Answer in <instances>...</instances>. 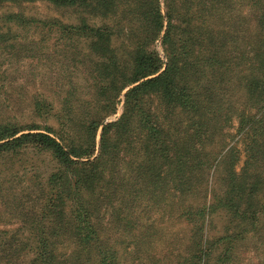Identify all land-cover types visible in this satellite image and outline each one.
<instances>
[{"label": "trees", "instance_id": "trees-1", "mask_svg": "<svg viewBox=\"0 0 264 264\" xmlns=\"http://www.w3.org/2000/svg\"><path fill=\"white\" fill-rule=\"evenodd\" d=\"M34 3L76 21L20 9ZM0 9V56L37 61L50 33L61 82L28 123L0 117V162L43 163L20 238L0 230L3 264H235L253 237L264 264V0ZM5 87L6 103L24 98Z\"/></svg>", "mask_w": 264, "mask_h": 264}, {"label": "rangeland", "instance_id": "rangeland-1", "mask_svg": "<svg viewBox=\"0 0 264 264\" xmlns=\"http://www.w3.org/2000/svg\"><path fill=\"white\" fill-rule=\"evenodd\" d=\"M20 9L25 15L35 19L48 20L57 18L63 22L70 23L75 22L77 17L72 10L58 11L43 3L24 4ZM0 11L4 10L0 9ZM46 29L47 27L42 30L45 32L44 35H47ZM38 35V30L29 32L18 31L17 37L27 38L29 36L39 40L40 35L39 37ZM53 36L48 33L43 39L41 38L42 41L35 48L37 51L34 50V55L40 57L37 61L30 62L29 59H21L9 55L6 57L0 56V92L4 86H7L5 87L6 91H15V93H19L24 97L19 98V101L10 105L5 102L4 95L0 94V117L2 119L13 117L9 121L16 119L20 123H28L31 120L29 107L34 95L43 91L53 96L59 91L61 82L58 76L59 73L56 71L57 66H54L57 61L54 60L57 57L54 49L57 47L52 44ZM30 63H33V66H30ZM24 85L26 86L23 90L22 86ZM13 95L15 96V94ZM120 114L121 106L118 105L116 113L109 116L103 124L116 121ZM98 138L99 136L97 141ZM240 162H243V157ZM42 166L43 163L40 156H33L32 158L20 157L10 164L0 162V230L8 231L7 236L4 237L5 239L13 234L20 238V234L17 233V229L20 226L18 219L24 213L29 212L34 202L29 180L31 177L37 178L36 175L42 171ZM0 238L3 237L0 235ZM255 242L256 237H253L240 245L235 264H256L260 257L252 253ZM22 258V260H25L28 259V256ZM0 264L3 263L0 261Z\"/></svg>", "mask_w": 264, "mask_h": 264}]
</instances>
